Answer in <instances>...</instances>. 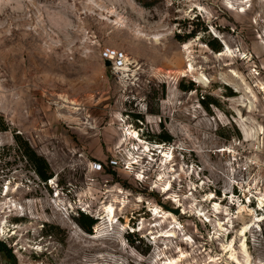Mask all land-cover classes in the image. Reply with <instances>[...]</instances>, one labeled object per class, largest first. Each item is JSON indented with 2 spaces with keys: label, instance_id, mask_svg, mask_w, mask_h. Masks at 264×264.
I'll return each instance as SVG.
<instances>
[{
  "label": "rangeland",
  "instance_id": "obj_1",
  "mask_svg": "<svg viewBox=\"0 0 264 264\" xmlns=\"http://www.w3.org/2000/svg\"><path fill=\"white\" fill-rule=\"evenodd\" d=\"M143 1L0 0V264H264V0Z\"/></svg>",
  "mask_w": 264,
  "mask_h": 264
},
{
  "label": "trees",
  "instance_id": "obj_2",
  "mask_svg": "<svg viewBox=\"0 0 264 264\" xmlns=\"http://www.w3.org/2000/svg\"><path fill=\"white\" fill-rule=\"evenodd\" d=\"M154 1V0H153ZM150 0V2H153ZM150 2H144L143 5L148 6L150 5ZM192 33L186 34V36L183 37H189L192 36ZM180 37V35H177ZM207 44L210 46V48L216 52L221 51V45L220 43L216 40V38H212L207 42ZM194 82H190V85L184 87L187 90L193 89ZM208 96H206L207 99ZM205 97H202V101L204 102ZM211 103L208 100L205 102V107L208 108V104ZM139 118V116H137ZM160 142H169L172 140L171 136L166 133V132H159L155 136ZM20 147H22V152L24 153V156L28 160V162L31 164L33 172L42 180L46 181L47 179L51 178V173L49 172V166L46 162V160L38 155L35 151H33L27 143L21 144ZM77 222L80 225V227L88 232L91 233L92 227L95 225L97 220L93 218L92 216L85 214L83 212L78 213V218ZM0 252H2L6 258L11 262L15 263L13 261V255L11 253V250L7 249L6 246L0 242Z\"/></svg>",
  "mask_w": 264,
  "mask_h": 264
},
{
  "label": "built area",
  "instance_id": "obj_3",
  "mask_svg": "<svg viewBox=\"0 0 264 264\" xmlns=\"http://www.w3.org/2000/svg\"><path fill=\"white\" fill-rule=\"evenodd\" d=\"M104 53H105L104 58H109V59L114 60V62H113V69L114 70H120V69L123 68V66H124V54L122 52H116V51H113V50H108V51H106ZM263 89L264 88H261V91L264 93ZM260 128L261 129H259V130H257L255 132V140H254V142H255L254 147H255V150H256V155L253 157V159H254V163L253 164H255L257 166V168L259 167V165L261 163L259 156L262 155L264 157V127L260 126ZM235 140H236V143L234 142ZM247 141L248 140H245V138L242 136L241 139L240 138H236V139L233 138L232 139V144L237 146V147H239V148H243L244 144H247V145L251 144V143H249ZM221 151H224V150H221ZM247 155H245V157ZM263 180H264V178H263ZM259 198L262 199L263 203H262V206L259 207L258 210L263 211V209H264V191H263V193H260L258 199ZM258 199L256 200V197H253V202L255 203L256 207H258ZM245 203L250 206L251 203H252V200H248V201L245 200ZM262 220H264V216H262Z\"/></svg>",
  "mask_w": 264,
  "mask_h": 264
},
{
  "label": "bare ground",
  "instance_id": "obj_4",
  "mask_svg": "<svg viewBox=\"0 0 264 264\" xmlns=\"http://www.w3.org/2000/svg\"><path fill=\"white\" fill-rule=\"evenodd\" d=\"M163 158H164V167L165 166H167V164H168V162L170 161V157H167V156H164L163 155ZM163 163V162H162ZM169 188H170V183H168V184H166V186L163 188V192L164 193H167L168 191H169ZM259 206H262V202L261 201H259ZM214 208H213V211L214 212H216V213H218V212H220V209H219V205H217V204H214V206H213ZM107 211H108V216H109V218H111L112 217V215H113V210H112V207L110 206V207H108L107 208ZM181 213L183 214V213H185V211L182 209V211H181ZM158 212L156 211L153 215L154 216H158ZM169 215V214H168ZM226 215H227V213H226ZM172 220L173 221H175L176 220V216L174 215L173 217H172ZM260 220L261 219H257L255 222L256 223H258V222H260ZM227 223H229V221H227ZM219 226H221L220 224H219ZM176 227H174V229H175ZM221 228V227H220ZM249 225L248 226H246V227H244V228H242L241 229V232H240V236L242 237V238H245V235H246V233L249 231ZM222 230H224V229H222ZM227 230H228V228H227ZM227 230H225L226 232H227ZM218 235H220V234H218ZM161 237V236H160ZM166 238H171L172 236H165ZM173 238V237H172ZM245 239L243 240V242H242V244H241V250H242V252L245 254L246 253V245H245ZM231 244L232 243H230L228 246H226L225 248H224V250H227L228 249V251H229V258L230 259H232V260H234V262H236L237 264H239V260H237V258L234 256V254H233V251H232V249H231ZM246 255V254H245ZM244 256V255H243ZM182 257H183V255H181L180 257H178V260H170V261H168L166 264H177V262L180 260V258L182 259ZM159 258V257H158Z\"/></svg>",
  "mask_w": 264,
  "mask_h": 264
},
{
  "label": "water",
  "instance_id": "obj_5",
  "mask_svg": "<svg viewBox=\"0 0 264 264\" xmlns=\"http://www.w3.org/2000/svg\"><path fill=\"white\" fill-rule=\"evenodd\" d=\"M105 65L110 66L111 62L109 60H106ZM169 210L172 211L176 215L179 213V210L177 208H169ZM4 264H11V263L5 262Z\"/></svg>",
  "mask_w": 264,
  "mask_h": 264
}]
</instances>
